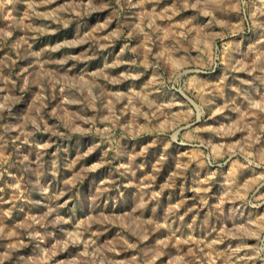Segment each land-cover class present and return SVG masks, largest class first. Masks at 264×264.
<instances>
[{
	"label": "clouds",
	"instance_id": "obj_1",
	"mask_svg": "<svg viewBox=\"0 0 264 264\" xmlns=\"http://www.w3.org/2000/svg\"><path fill=\"white\" fill-rule=\"evenodd\" d=\"M0 264H264V0H0Z\"/></svg>",
	"mask_w": 264,
	"mask_h": 264
}]
</instances>
